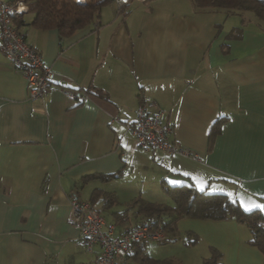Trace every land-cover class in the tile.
Wrapping results in <instances>:
<instances>
[{
	"label": "crops",
	"instance_id": "obj_1",
	"mask_svg": "<svg viewBox=\"0 0 264 264\" xmlns=\"http://www.w3.org/2000/svg\"><path fill=\"white\" fill-rule=\"evenodd\" d=\"M21 18L17 27L50 74L43 96L32 98L23 73L0 50V264H90L100 248H83L70 193L111 214L118 194L102 185L130 167L146 168L160 184L189 177L242 205L263 204L264 21L247 11L198 9L193 0H131L121 8L112 0L94 23L65 37L32 25L28 9ZM91 88L101 91L87 93ZM65 90L87 96L77 100ZM149 99L174 127L173 140L197 158L138 145L127 122ZM95 173L103 177L84 181ZM95 181L102 185L87 190ZM109 195L117 201L106 207ZM136 215L122 224L112 214L104 219L123 229L144 220ZM177 231L199 239L194 245L150 240L149 254L177 264L181 247L205 257L213 246L224 264H264L249 228L235 219L187 216ZM167 247L172 251L165 253Z\"/></svg>",
	"mask_w": 264,
	"mask_h": 264
},
{
	"label": "trees",
	"instance_id": "obj_2",
	"mask_svg": "<svg viewBox=\"0 0 264 264\" xmlns=\"http://www.w3.org/2000/svg\"><path fill=\"white\" fill-rule=\"evenodd\" d=\"M23 1L27 3L28 11L33 15L30 21L32 25L44 29L54 27L59 31L60 37H65L72 35L80 28L94 23L99 18L102 6L112 0ZM193 2L198 9L223 10L227 13L250 11L258 19L264 21V0H193ZM15 21L19 24L23 19L19 18ZM97 91L101 90L96 88L86 90L89 94H97ZM223 119L220 118L213 124L211 141L220 133V124ZM120 173L122 171H118L113 175L116 176ZM94 177L103 176L96 173L88 174L84 176V181ZM161 186L164 192L171 197L172 202H157L145 199L142 196L134 197L127 205L134 207L136 214L142 215L144 220L123 229L139 223H149L153 229L161 227L167 232L166 238L161 241L162 243L183 239L185 245H194L199 238L196 235L193 236L192 232H186L183 238L178 236L177 222L179 219L187 216L212 220L235 219L247 225L252 235L249 243L258 247L264 253V209L252 208L251 210H246L239 198L232 197L224 191L211 190L208 187L199 188L194 180L189 177L178 183H173L167 178H163ZM95 194H98V192ZM104 200L105 206L109 207L117 201V198L114 195H109ZM90 202L94 206L93 200ZM97 210L101 214V210ZM111 214L117 224L125 223L130 218L128 209L116 210ZM107 223L110 224V222ZM123 229L116 227L117 231ZM149 241L141 239L134 242L130 252L127 254V258H132L135 264H168L167 261L164 262L153 258L149 254L147 251ZM221 257L222 252L210 246V255L203 258L200 264H224L221 261Z\"/></svg>",
	"mask_w": 264,
	"mask_h": 264
},
{
	"label": "built area",
	"instance_id": "obj_3",
	"mask_svg": "<svg viewBox=\"0 0 264 264\" xmlns=\"http://www.w3.org/2000/svg\"><path fill=\"white\" fill-rule=\"evenodd\" d=\"M82 1V0H81ZM120 8L130 0H113ZM28 5L23 0H0V50L23 73L32 98L42 97L48 86L50 68L45 65L40 51L30 44L15 20L22 17ZM70 97L84 99L86 92L65 90ZM127 128L138 145L145 151L163 150L179 152L197 158V154L184 149L173 140L174 127L164 119L163 110L152 99L143 101L136 117L127 122ZM71 220L79 230L83 248L92 251L98 245L99 255L90 264H126L127 254L134 242L147 239L162 241L166 233L161 227L153 229L149 223H139L121 231L107 223L100 212L73 190L70 193Z\"/></svg>",
	"mask_w": 264,
	"mask_h": 264
},
{
	"label": "rangeland",
	"instance_id": "obj_4",
	"mask_svg": "<svg viewBox=\"0 0 264 264\" xmlns=\"http://www.w3.org/2000/svg\"><path fill=\"white\" fill-rule=\"evenodd\" d=\"M247 12L255 16L252 12L250 11H247ZM99 183L100 182H96V181L90 182L87 187V190L88 189L90 190L91 187H95L96 185H99ZM100 184L102 185V182ZM102 186L106 189L116 190L118 194L117 196H118L119 202L116 203L114 206H112L110 210L128 209L130 220H134L135 216L137 217V215L135 214L136 213L135 208L128 206L127 202L137 195H141L142 197L153 200V201L167 202V203L172 202L171 197L168 196L162 189L160 181L154 180V178H151L146 168L141 167V166H137L135 168L130 167L127 171V174L124 177L114 178L109 183L103 184ZM201 187L202 186L200 185L199 188ZM102 213L106 219L111 218V214L109 210H103ZM155 244L161 245L158 242H156ZM179 246H183V245L180 243ZM167 248L168 249L164 248L165 253H168V251H172L173 247H167ZM183 248L185 247H181V249H179V251L177 252L175 251L176 253H179L177 257L180 259L179 261H177L178 262L177 264L197 263L196 259L198 258L200 259V256L202 257L201 261L203 260L204 256H202L203 255L202 252L197 253L195 249L194 250L188 249V251H186V249H183ZM161 252L164 253L163 251ZM195 252H196L197 258H195ZM190 255H193V256L190 257ZM208 256L209 254H205V257H208ZM186 257H190V259H184Z\"/></svg>",
	"mask_w": 264,
	"mask_h": 264
},
{
	"label": "snow or ice",
	"instance_id": "obj_5",
	"mask_svg": "<svg viewBox=\"0 0 264 264\" xmlns=\"http://www.w3.org/2000/svg\"><path fill=\"white\" fill-rule=\"evenodd\" d=\"M243 206L246 210H251L252 208L264 209V204H258L254 201L243 202Z\"/></svg>",
	"mask_w": 264,
	"mask_h": 264
}]
</instances>
